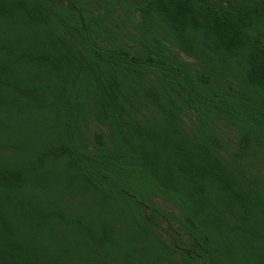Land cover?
<instances>
[{
  "label": "trees",
  "instance_id": "trees-1",
  "mask_svg": "<svg viewBox=\"0 0 264 264\" xmlns=\"http://www.w3.org/2000/svg\"><path fill=\"white\" fill-rule=\"evenodd\" d=\"M0 264H264V0H0Z\"/></svg>",
  "mask_w": 264,
  "mask_h": 264
},
{
  "label": "rangeland",
  "instance_id": "rangeland-1",
  "mask_svg": "<svg viewBox=\"0 0 264 264\" xmlns=\"http://www.w3.org/2000/svg\"><path fill=\"white\" fill-rule=\"evenodd\" d=\"M187 60L192 61V59L187 58ZM224 132L225 135L227 136V138L231 139L232 141H236L237 140V134L234 130L230 129V128H224ZM168 208L172 209V207L170 205H166Z\"/></svg>",
  "mask_w": 264,
  "mask_h": 264
}]
</instances>
